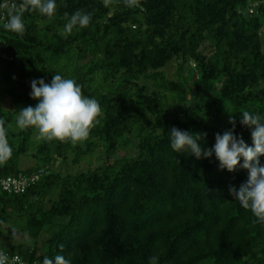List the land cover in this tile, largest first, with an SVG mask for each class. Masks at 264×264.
I'll return each mask as SVG.
<instances>
[{
    "label": "trees",
    "instance_id": "trees-1",
    "mask_svg": "<svg viewBox=\"0 0 264 264\" xmlns=\"http://www.w3.org/2000/svg\"><path fill=\"white\" fill-rule=\"evenodd\" d=\"M16 1L17 8L0 7V42L14 57L0 58V92L16 109L35 107L31 81L60 74L95 98L102 116L83 143L41 139L31 153L36 165L23 169L36 130L10 131L14 113L0 107L12 148L0 174L48 171L24 193L0 191V239L5 224L25 218L28 235L47 237L43 247L0 249L25 264L45 256L55 264L58 254L71 264H149L153 255L157 264H264V224L229 191L247 182L248 171L220 169L214 153L197 160L187 149L176 152L170 134L173 127L207 133L200 142L211 149L217 133L232 130L231 115L234 134L253 146L240 113L264 122V0H140L135 8L123 0H56L51 19L23 13V35L3 27ZM77 10L91 13V22L65 38ZM173 61L177 79L165 72ZM130 143L136 154H121ZM98 149L102 162L86 171L51 169L70 157L80 164Z\"/></svg>",
    "mask_w": 264,
    "mask_h": 264
},
{
    "label": "clouds",
    "instance_id": "clouds-1",
    "mask_svg": "<svg viewBox=\"0 0 264 264\" xmlns=\"http://www.w3.org/2000/svg\"><path fill=\"white\" fill-rule=\"evenodd\" d=\"M103 2L108 6L112 0ZM123 3L128 8L140 7V0H123ZM0 7L8 6L5 4ZM15 7L13 5V8ZM56 7V0H22L17 11L9 9L8 19L3 27L7 31L23 35L25 25L22 15L25 11H38L51 19ZM91 19V13L77 10L71 15L61 34L66 38L77 26L87 28ZM30 95L38 103L35 107L21 109L16 124L20 129H35L38 138L42 140L77 145L87 141L92 129L100 122L102 109L99 102L95 98L85 96L82 86L72 78L56 74L52 76L51 83H46L44 79H34L31 81ZM240 114H242L240 123L253 129L251 131L253 146H249L242 137L234 134L236 121L230 115L229 123L233 126L232 130H227L222 135L217 133L211 149L205 150L201 146L200 141L207 133L190 134L175 127L170 131L171 148L176 152L187 149L197 160L211 158L214 153L220 169H227L229 172H234L238 167L246 169L247 182L241 184L239 189L230 186L229 191L244 209L251 211L256 222L264 224V166L260 165L259 160L264 156V122L259 114L247 110ZM11 155L12 148L7 140L5 121L0 119V164L6 163ZM60 247L63 248L62 245ZM8 259V256L0 251V264H8ZM157 261L158 257L155 255L149 258V264H157ZM42 264H53V259L45 256ZM55 264H71V261L58 254L55 256Z\"/></svg>",
    "mask_w": 264,
    "mask_h": 264
},
{
    "label": "rangeland",
    "instance_id": "rangeland-1",
    "mask_svg": "<svg viewBox=\"0 0 264 264\" xmlns=\"http://www.w3.org/2000/svg\"><path fill=\"white\" fill-rule=\"evenodd\" d=\"M191 64V62H190ZM185 65L183 70L185 71L189 66ZM178 71H179V65L176 61H173L171 64H169L165 68V72L167 73L168 77L170 79H177L178 78ZM183 73V72H182ZM0 107L4 109L11 110L14 113V118L12 122L9 124L8 128L10 131H18L21 130L17 124H16V118L19 113V111L25 106H20L19 108L16 109L15 106L11 105L10 98L5 95L4 93L0 92ZM41 139L38 138V133L35 131L32 135V144L30 147V153L26 156H22L20 158V166L23 169H26L31 166L36 165V159H34L33 155L31 154L32 152L35 151L36 144L40 141ZM121 154L125 153L127 155H134L136 154V150L133 144H129L127 149L125 151H120ZM103 151L102 149H98L95 151V153L83 160L80 164H74L72 162V157L69 158L67 164H62L61 162H56L52 165L51 169L55 171H61L63 173L71 172V173H78L81 171H86L89 168H93L100 164L103 160ZM54 198L56 195H53ZM17 222V221H16ZM14 222L7 223L3 226V236L0 239V245L2 246H11L14 244H17L19 242H22L23 244H33L37 245L39 248L43 247V244L46 242L47 237L45 235L41 236L37 240L32 238L30 235L27 234V232L24 230V227L26 225L25 223V218L21 221H18L17 224ZM40 264V263H38Z\"/></svg>",
    "mask_w": 264,
    "mask_h": 264
},
{
    "label": "built area",
    "instance_id": "built-area-1",
    "mask_svg": "<svg viewBox=\"0 0 264 264\" xmlns=\"http://www.w3.org/2000/svg\"><path fill=\"white\" fill-rule=\"evenodd\" d=\"M7 4L8 7L13 5L18 7L16 0H3L2 5ZM253 11V10H251ZM0 58L2 59H14V57L7 51L3 50V43L0 42ZM48 171L45 168H38L33 171L19 172L16 174L2 175L0 174V191L10 194H21L27 191L29 187L34 185L42 176L47 174ZM0 251L4 252L8 256V264H25L26 261L19 253H9L3 249ZM16 258H19L18 260Z\"/></svg>",
    "mask_w": 264,
    "mask_h": 264
}]
</instances>
